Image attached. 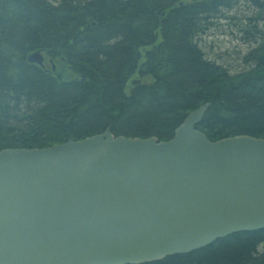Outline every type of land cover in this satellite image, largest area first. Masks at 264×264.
I'll use <instances>...</instances> for the list:
<instances>
[{"label": "trees", "instance_id": "trees-1", "mask_svg": "<svg viewBox=\"0 0 264 264\" xmlns=\"http://www.w3.org/2000/svg\"><path fill=\"white\" fill-rule=\"evenodd\" d=\"M222 21L247 47L234 74L201 45ZM203 104L209 141L264 139V0H0V151L107 128L167 141ZM144 264H264V229Z\"/></svg>", "mask_w": 264, "mask_h": 264}, {"label": "water", "instance_id": "water-1", "mask_svg": "<svg viewBox=\"0 0 264 264\" xmlns=\"http://www.w3.org/2000/svg\"><path fill=\"white\" fill-rule=\"evenodd\" d=\"M207 107L167 141L107 128L1 150L0 264H144L263 230L264 139L209 141L196 129Z\"/></svg>", "mask_w": 264, "mask_h": 264}, {"label": "rangeland", "instance_id": "rangeland-1", "mask_svg": "<svg viewBox=\"0 0 264 264\" xmlns=\"http://www.w3.org/2000/svg\"><path fill=\"white\" fill-rule=\"evenodd\" d=\"M241 12L242 10L239 11V13ZM230 14L232 12L228 15ZM225 22L222 21L216 28H211L205 35L201 36V45L210 59L223 64L234 74L243 68L239 61V56L246 52L247 47L239 41L238 33L233 27L232 22L229 24ZM44 64L45 66L51 65L54 67V71H56V66L52 60H44Z\"/></svg>", "mask_w": 264, "mask_h": 264}]
</instances>
